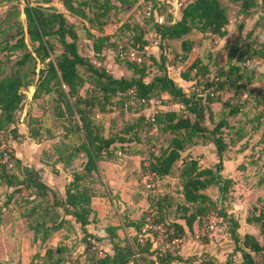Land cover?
I'll use <instances>...</instances> for the list:
<instances>
[{
	"label": "trees",
	"instance_id": "trees-1",
	"mask_svg": "<svg viewBox=\"0 0 264 264\" xmlns=\"http://www.w3.org/2000/svg\"><path fill=\"white\" fill-rule=\"evenodd\" d=\"M17 1L23 3L24 28L17 24L15 36L0 42V136L15 137V113L22 110L26 103L22 89L31 86V99L35 100L41 95L55 97L58 115L64 121L70 120L73 131L81 136L77 146H67L65 156L55 154L62 168L68 169L78 153L84 158L80 171H69L70 180L63 187V195L45 185L39 171L24 165L19 158L8 154L7 163L0 162V185L11 189L10 195L31 198L23 217L28 219L27 229L32 233V240L45 241L55 231L76 226L82 235L83 264H235L236 255L240 257L238 264H264V242L261 243L252 233L239 235L236 219L224 209V203L231 202L233 192L232 180L221 177L223 153L227 148L222 138L226 120L220 118L213 124L210 108L213 103L220 102L221 108L227 109L225 116L234 117L239 112L241 106L220 101L215 93L232 89L234 94L241 95L245 87L251 85V76L246 78L241 72L246 47H231L225 66L217 67L210 78L207 66L194 59L187 70L179 74L181 80L192 83L191 90L185 92L166 74L163 67L165 56L162 53L158 62L150 57L152 64L158 66V74L145 81L148 66L142 62L146 45L143 33L136 26L128 29L127 25L122 24V29L133 31L132 49L137 48L141 63L120 59L119 54L125 51L119 48L117 59L127 63L130 76L115 78L101 66L104 59L102 49L113 46L108 36L101 33L102 27L109 21L110 12L116 9L112 1L132 6L135 0H61L65 11L85 20L89 29L95 31L94 34L87 31L86 37L91 42V52L98 65L79 54L76 30L66 22L62 12L49 6L52 0ZM143 1L151 7L158 4L156 0ZM230 1L231 5L236 6L235 15L245 17L257 5L255 0ZM150 5L146 7L150 27L159 45L162 43L160 49H164V42H178L180 53L176 57L180 62H185L194 48V40L187 38L192 32L218 38L225 35L229 13L218 0H191L182 6L177 17H168L161 23L153 19ZM255 23V27L263 31V42L258 50L251 52L250 58L264 63V4ZM55 43L60 50L50 59ZM16 54L18 59L11 62L10 57ZM162 95L180 108L177 111H163L154 107L153 114L147 117L139 115L136 124L124 125L116 135H104L103 126L95 120L115 108L119 111L143 109L145 106L142 102L152 98L159 101ZM206 121L212 124L211 128ZM139 122H143L154 136L163 137L161 142L164 143L154 147L146 160L140 161L141 173L150 179L161 180L171 175L173 165L178 162L175 178L180 184L182 204L175 205L173 211L182 213L177 219L183 221L188 232H191L194 223L200 228L202 218L214 213L232 242V249L223 263L207 252L198 256H181L177 250L152 248L150 238L141 234V229L147 221L150 226H165L169 231L165 221L171 204L163 195L149 200L139 223L126 225L133 231L131 236L124 235L120 240L114 226H106L103 236L87 232L92 215L91 199L103 197V194L107 196L110 191L105 188V193L97 194L85 182L98 172L99 162H116L120 155H141L127 148L124 152H121L122 148H115L116 144L122 147L133 141ZM26 127L29 128L28 124ZM36 134V131L30 130L31 137ZM196 140L200 141L198 145L213 146L216 158L213 169L201 167L198 156L191 154L190 150L197 146ZM258 144H264V128ZM212 186L217 189L216 201L206 193ZM254 187L262 189L256 184ZM255 201L247 210L244 223L256 228L257 234L264 239V209L260 203L257 204L258 200ZM170 227L172 236L169 240L185 233L182 224L173 221ZM100 243L109 246V254L94 252ZM63 252L60 247L45 249L40 264H71L69 257L63 258Z\"/></svg>",
	"mask_w": 264,
	"mask_h": 264
},
{
	"label": "rangeland",
	"instance_id": "rangeland-1",
	"mask_svg": "<svg viewBox=\"0 0 264 264\" xmlns=\"http://www.w3.org/2000/svg\"><path fill=\"white\" fill-rule=\"evenodd\" d=\"M156 1L158 4L153 5V7L143 0H135L132 6H123L112 1L116 9L110 12L109 21L102 27L101 33L108 36V41L113 46L102 49L104 59L101 66L115 78L130 76L127 63L124 60L117 59V51L122 48L126 52L133 48L131 40L133 31L128 29L136 26L142 31L146 41L142 57L144 60L142 62L148 66L145 81L147 82L151 76L158 74V66L152 64L150 57L158 62L159 54L162 53L165 56L163 67L166 74L175 83L179 84L185 92H189L192 83L181 80L179 74L185 72L194 59H198L202 65L207 66L210 71V78L217 67L225 66L227 54L231 47H246L244 69H240L246 78L251 76V85L246 86L241 95L234 94L232 89L215 93L220 101H227L233 106H241L239 112L234 117L225 116L227 109H222L220 102L213 103L210 108L213 113V124L220 118L226 120V127L222 130V138L227 143L223 158L230 157V161L226 166L227 172L230 174L236 172L237 178H241L242 182L245 183V187L248 185L255 186L256 184L262 186L264 191V144H258L260 133L264 128V113H262L264 105V63L257 62L253 57L250 58L251 52L258 50L263 42V31L259 27H255V22L261 12L264 0H255L256 7L251 9L250 14L246 17L235 15L236 6L231 5L230 0H218L222 6L227 8L229 13L224 37L218 38L211 34L199 35L192 32L187 38L193 39L195 45L185 62H180L176 57L180 53L178 42H164L163 44L166 47L160 49L162 43L159 45L151 30L150 16L146 7L150 5L153 11L151 13L153 19L161 23V21H166L168 17H177L182 6L191 0ZM49 6L62 12L66 22L74 26L77 33L79 54L98 65L91 52V42L86 37L87 31L92 34L95 31L89 29L85 20L65 11L61 5V0H52ZM22 7V1L0 0V42L10 40L15 36L17 24H20L22 29L24 28ZM122 24L127 25L128 29H122L120 27ZM25 42H27L26 38ZM27 49H31L29 45ZM59 50V46L55 43L54 53L50 55V59ZM17 59V54L10 57L11 62ZM243 80L246 81V79ZM32 91L33 87L31 86L22 89L26 96V103L22 110L15 113V123L13 125L15 137L12 138V135L7 138L0 136V141L3 142L9 154L19 158L24 165L38 170L45 185L63 195V187L70 180L69 171H80V164L84 158L81 153H78L73 157L70 167L64 170L62 164L57 161L55 154L65 156L67 146H77L80 143L81 136L73 131L74 127L70 120L64 121V118L58 115L59 111L56 107L55 97L41 95L39 98L32 100ZM162 96L154 107L163 111H177L180 108L171 102L166 95ZM151 110L152 108L148 106L134 111L131 109L119 111L115 108L104 115H99L95 120L103 126L104 135H116L124 125L136 124V118L139 115L149 116ZM27 124L29 128L26 127ZM206 124L209 128L212 127V124H209L208 121H206ZM30 130L36 131L37 134L31 137ZM162 138L151 134L148 127L143 122H139L133 141L129 144L125 143L122 147L116 144L115 148L117 150L122 148L121 152H124L127 148L130 152L141 154L142 160H146L148 153L154 147L159 144L164 145L161 142ZM136 139L138 140L135 141ZM199 142L197 141V146H194L196 147L195 151L191 154L200 152L205 154L200 166L213 169L215 164L212 162L213 146L211 144L201 146L198 145ZM119 157L122 158L121 155ZM140 161L141 159L135 158L131 161L126 159L124 162L104 161L98 163L97 167L100 166L101 169H98L92 179H88L85 184L96 191L97 194L99 192L100 194L105 193V188H109L110 192L107 196L103 194V197L97 196L91 199V222L86 227L89 234L103 236V229L106 226H114L120 240L124 235H133L132 229L127 228L126 225L131 222L139 223L148 207L149 200L163 195L167 198V202L171 204L170 213H168L165 221L169 226H167L169 231L165 226H150L147 221L141 229V234L150 238L152 248L177 250L181 256H198V251L192 249L197 246L198 241L202 242L205 239L208 242L209 239L212 241L217 239V243H220L225 240V227L219 219L214 217V213H209L202 218L201 223H199L200 228L197 223H194L191 232L186 230L182 220L177 219L182 215V213H174L173 211L175 205L182 204L180 184L175 178L178 171V162L173 165L169 177L155 180L141 173L139 169ZM223 174L224 172L221 171V177H224ZM108 181L112 183L110 186L107 184ZM10 192L11 189L0 185V264H40L45 249H54L55 247L63 248V258L69 257L71 264L84 263L82 235L76 226L55 231L45 241H33L32 233L27 229L28 219L23 217L30 206L28 200L31 198L29 199L25 195H10ZM206 193L216 201V187L212 186ZM261 194L256 199L258 200L257 204L264 201V193ZM223 206L226 210L229 207L228 201ZM261 206L264 209V204H261ZM237 210L240 212V209ZM173 221L182 224L185 233L169 240L172 236L170 224ZM242 228H245V225L242 224ZM249 230L250 233L258 237L261 243L264 242L263 237L257 234L256 228L251 227ZM208 234H210L209 239ZM222 245L225 244L222 243ZM190 246H192L191 249ZM94 252L99 255L102 253L109 254L110 249L109 246L100 243L96 246Z\"/></svg>",
	"mask_w": 264,
	"mask_h": 264
},
{
	"label": "crops",
	"instance_id": "crops-1",
	"mask_svg": "<svg viewBox=\"0 0 264 264\" xmlns=\"http://www.w3.org/2000/svg\"><path fill=\"white\" fill-rule=\"evenodd\" d=\"M163 97V96H162ZM196 147H194L191 150V153H193V151H195ZM195 156H198V162L199 165H201L202 163V159H204L205 154H201L200 153H196V154H192ZM141 159L140 155L136 154V155H123L122 158H120L118 160V162H124L126 159L127 160H133V159ZM213 163L215 162V156L213 154ZM223 172H224V177L223 178H228L231 179L232 182L234 183L232 189L234 190L231 194H232V200L231 202H229V207L226 209V213L231 215L232 217H234L238 223V234L239 235H243L244 233H250L249 228L251 229V227H249L248 225H246L244 223V217L246 215L247 209L250 207L251 204L254 203V201L260 197V195H262L261 193H264V191L261 188H257L254 187L252 185H248L247 187H245V183L242 182L241 178H237V173L234 172L233 174H230L227 172L226 170V166L230 161V157L226 156L223 158ZM232 160V159H231ZM140 163V162H139ZM234 164V162H232ZM98 165V164H97ZM119 165V164H118ZM98 169H101L100 166H98ZM206 168V167H203ZM120 176V175H118ZM107 184L110 186L112 183L111 182H107ZM112 187V186H111ZM253 195V197H251ZM252 198V199H251ZM264 204V201L261 203ZM237 209H240L238 212ZM237 210V211H236ZM245 225V228H242V224ZM247 227V228H246ZM200 230V229H198ZM202 230V229H201ZM201 232V231H200ZM199 232V234H201ZM214 235V233H213ZM226 238L224 241L217 243V239H214L213 241L210 238V234L207 235L208 237V242L204 239L202 240V242L196 243L197 246H194L192 249L197 250L198 253H202V252H207L209 255L213 256L219 263H223L226 259V256L228 253H230L231 249H232V242L230 241V239L228 238L227 234H225ZM225 244V245H222ZM192 246H190L191 249ZM225 247V248H224ZM192 254H196V253H192ZM240 261V257L239 255H236L234 257V262L235 264H238Z\"/></svg>",
	"mask_w": 264,
	"mask_h": 264
},
{
	"label": "built area",
	"instance_id": "built-area-1",
	"mask_svg": "<svg viewBox=\"0 0 264 264\" xmlns=\"http://www.w3.org/2000/svg\"><path fill=\"white\" fill-rule=\"evenodd\" d=\"M120 59H127L131 62H135L136 64H140L141 63V58L139 56H137V48H134L130 51L127 52H122L119 54ZM158 100L157 99H149L146 102H142L144 104L145 107H150L152 108L151 110V114L154 113V106L157 104ZM8 151L5 148L4 144L2 141H0V162L2 163H7L8 161Z\"/></svg>",
	"mask_w": 264,
	"mask_h": 264
}]
</instances>
